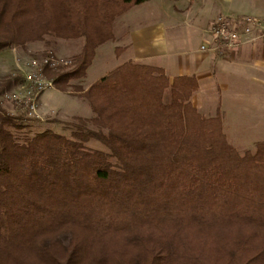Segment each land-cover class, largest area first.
<instances>
[{
    "label": "trees",
    "instance_id": "16d2710c",
    "mask_svg": "<svg viewBox=\"0 0 264 264\" xmlns=\"http://www.w3.org/2000/svg\"><path fill=\"white\" fill-rule=\"evenodd\" d=\"M148 1L0 0V52L84 40L70 69L45 75L93 115L69 137H20L0 107V264H264V144L240 153L221 115L194 107L195 77L127 62L75 86Z\"/></svg>",
    "mask_w": 264,
    "mask_h": 264
},
{
    "label": "crops",
    "instance_id": "0c3cea01",
    "mask_svg": "<svg viewBox=\"0 0 264 264\" xmlns=\"http://www.w3.org/2000/svg\"><path fill=\"white\" fill-rule=\"evenodd\" d=\"M152 2L158 5L155 13L146 16L140 9ZM218 16L264 17V0H150L136 6L115 23L113 42L121 45L117 48L124 50L121 56L126 59L113 69L132 62L159 68L171 80L195 77L196 109L204 102H217L228 131L238 132L249 143L264 144V48L244 44L224 57L200 51L209 41L207 26ZM106 74L93 78L85 89ZM57 94L62 93L45 92L41 107L59 100Z\"/></svg>",
    "mask_w": 264,
    "mask_h": 264
},
{
    "label": "rangeland",
    "instance_id": "374dc122",
    "mask_svg": "<svg viewBox=\"0 0 264 264\" xmlns=\"http://www.w3.org/2000/svg\"><path fill=\"white\" fill-rule=\"evenodd\" d=\"M156 4L157 3L154 4L153 2L148 3L144 7H141L140 10L145 11L146 16L149 13L154 14L158 6ZM211 23L207 26L206 31H208ZM113 41H115V34L112 41L100 46L96 50L94 60L88 68L89 74L87 75V70L82 85L75 84V86H87L93 78L99 77L105 73L108 74L114 70L113 68L115 66L126 59L125 56L124 58L121 56L124 52L123 49L121 47L117 48L121 45ZM83 44L84 40L82 39L59 40L47 38L46 42L29 43L24 47H11L0 52V89H4L0 96V107L10 116L18 118V120L21 119L19 123L24 127L20 132H16L18 136L32 137L35 133L52 131L69 137L70 130L68 124L73 122V118L79 117L89 119L93 116L88 104L82 99L77 98L73 89H68L66 92L59 91L62 93L57 94L60 99H57L55 102L52 101L49 107L42 108L39 99L35 111L27 109L24 105L17 104L11 98L12 94H18L20 92L19 90L22 84V74L20 73L19 64L23 66L25 62L31 59L42 60L46 58L48 54H53L58 60L71 61L72 63V59L80 54ZM116 49L122 51L119 56L116 54ZM70 66L60 68L68 70ZM52 90H56V88L54 87L48 91ZM62 98H65V100ZM203 105V108L199 109L202 114L206 116H215L219 113L224 124L225 113L222 106L218 107L217 102H204ZM229 129V126H224L227 139L240 153L254 151L256 144L249 143L245 138L243 139L238 132H230L228 131ZM87 146L91 149L105 151L97 142H91L87 144ZM67 243L68 242L65 241V244Z\"/></svg>",
    "mask_w": 264,
    "mask_h": 264
},
{
    "label": "built area",
    "instance_id": "2783aa9c",
    "mask_svg": "<svg viewBox=\"0 0 264 264\" xmlns=\"http://www.w3.org/2000/svg\"><path fill=\"white\" fill-rule=\"evenodd\" d=\"M209 41L201 45L200 51H213L225 56L244 44H259L264 48V17L257 16H218L208 28ZM18 64V62H17ZM71 61L58 60L48 54L42 60L31 59L21 66L22 84L20 92L11 98L19 105L35 111L41 96L54 88L53 81L45 75L46 69L56 70L68 67Z\"/></svg>",
    "mask_w": 264,
    "mask_h": 264
}]
</instances>
